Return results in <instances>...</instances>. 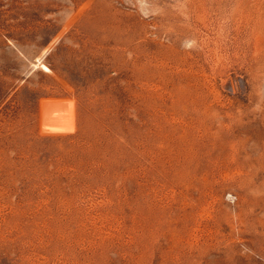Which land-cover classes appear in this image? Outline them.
Segmentation results:
<instances>
[{
	"label": "rangeland",
	"instance_id": "rangeland-1",
	"mask_svg": "<svg viewBox=\"0 0 264 264\" xmlns=\"http://www.w3.org/2000/svg\"><path fill=\"white\" fill-rule=\"evenodd\" d=\"M0 264H264V0H0Z\"/></svg>",
	"mask_w": 264,
	"mask_h": 264
}]
</instances>
